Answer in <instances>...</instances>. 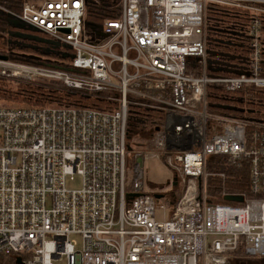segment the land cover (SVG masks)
Segmentation results:
<instances>
[{"label":"built area","instance_id":"obj_1","mask_svg":"<svg viewBox=\"0 0 264 264\" xmlns=\"http://www.w3.org/2000/svg\"><path fill=\"white\" fill-rule=\"evenodd\" d=\"M87 1L2 8L56 43L61 58L70 52V70L0 60L1 75L59 82L45 86L117 108L0 107V254L14 264H233L239 251L264 259V116L232 103L237 92L264 91V0H121L119 19L98 32L86 27ZM209 3L252 14L248 69L237 75L207 74ZM213 85L222 93L210 105ZM136 110L163 116L152 124V151L128 149ZM140 157L164 160L174 172L168 187L146 191ZM212 157L217 167L248 168L255 197L210 202V179L234 180L208 171ZM75 176L79 190L67 187Z\"/></svg>","mask_w":264,"mask_h":264},{"label":"trees","instance_id":"obj_2","mask_svg":"<svg viewBox=\"0 0 264 264\" xmlns=\"http://www.w3.org/2000/svg\"><path fill=\"white\" fill-rule=\"evenodd\" d=\"M26 0H0V41L8 46L9 32H17L14 28L13 20L9 17L6 9L14 14H19L21 6ZM121 0H88L86 12V27L89 32H98L106 21L118 20L121 16ZM251 12L235 7L223 6L215 3H209L206 7V36H207V74L230 76L248 69L250 56V36L248 29L251 21ZM261 20V49L264 67V14L260 16ZM36 35H41L34 31ZM48 38V37H47ZM50 40V39H49ZM1 41V42H2ZM52 41V40H51ZM47 48V47H46ZM61 48L49 51L52 59L35 58L34 56L17 54L13 52L11 47L9 50L0 49L8 57V60L23 63L26 65H34L39 67L52 68L56 70H70L68 62L70 52L67 57L61 58L58 51ZM11 51V53H10ZM13 52V53H12ZM48 55V54H46ZM48 55V56H49ZM202 72L201 66L196 68L197 75ZM44 83L47 80L43 81ZM47 82L46 84H48ZM62 86L59 82H52V85ZM222 89L217 86L208 88L209 103L213 105L217 103V95H221ZM232 103L234 105H246L247 108L264 116V91L248 89L233 94ZM0 107L3 108H46V107H84L99 111H114L117 107L104 100L84 98L77 94L65 91L44 88L38 84H12L7 80L0 79ZM213 110V107H210ZM163 118L152 111L136 110L132 111L129 121V134L132 129L133 134L138 138L143 133L145 127L152 133L154 130L152 121L156 118ZM151 124V125H150ZM149 126V128H148ZM217 158L212 157L208 161V171H226L234 180L223 183L220 179L212 178L208 183V197L210 202H224L225 194H236L244 197H255L249 186L248 168L237 169L234 167H226L215 165ZM177 189L174 190V192ZM173 192V193H174ZM175 194V193H174ZM180 196V195H178ZM177 196V197H178ZM171 206L174 203L170 204ZM236 205V204H232ZM170 206V207H171ZM233 264H242L248 260H254V264H264V259L249 258L243 259L241 252H237ZM0 264H14L10 257L0 254Z\"/></svg>","mask_w":264,"mask_h":264},{"label":"rangeland","instance_id":"obj_3","mask_svg":"<svg viewBox=\"0 0 264 264\" xmlns=\"http://www.w3.org/2000/svg\"><path fill=\"white\" fill-rule=\"evenodd\" d=\"M3 27L4 25L0 24V27ZM9 37V36H8ZM14 37V38H13ZM13 37H9V40L13 41V52H18L19 54L26 56V55H32L35 58H41V59H52V57L49 55L50 52L46 51V49L42 50V52H34L31 50H27L28 48L19 50L16 46V40H15V36ZM2 41V40H1ZM0 41V49L5 48L6 50H8L10 47L2 44L3 41ZM31 45L28 44V46H33L34 42H30ZM16 47H15V46ZM35 46V45H34ZM48 54V55H46ZM7 62H10L12 64L15 65H25V66H30V65H26L23 63H19V62H14V61H10L8 60ZM31 67H39V66H34L32 65ZM42 68H46V67H42ZM47 69H52V68H47ZM3 70H0V73L2 74ZM0 74V79L1 80H7L9 83L12 84H17V83H24V84H35L33 81H36V78H32L31 75L29 74H24L22 76H18V77H13L10 76L8 77L7 75H1ZM31 78V79H30ZM37 82H40L41 84H44V86H42L40 84V86L42 87H46V83L49 82L52 83L53 81H48L47 82H43L41 79H39ZM61 87V86H59ZM47 88V87H46ZM0 104H2L0 102ZM158 119V118H156ZM154 119L152 121L151 124L154 123V121L156 120ZM150 124V125H151ZM149 128V126H148ZM128 145L130 147V151L135 152L137 150H144V151H152L154 149V143L152 140V133H150L147 130V127L144 128L143 133L141 134V136L138 138V136H136V134H133L132 129L130 130V134L128 136ZM134 157V155H132ZM132 160V159H131ZM139 163H141L144 168H145V189L148 192H157L159 190L164 189L165 187H168L169 184L172 182L173 177H174V172L173 170L164 162V160H162L161 158H156V157H150L148 159H146V161H143V158L140 157L138 160ZM133 163L135 164L136 161H133ZM67 187L69 189L72 190H79L82 187V178L79 176H75V178L73 180L68 179L67 181ZM177 190L174 192L176 196L181 194V189H179L178 187L176 188ZM171 212V209H167L165 212L163 211H158L157 212V217L159 219H163L164 214H167V216L169 215V213ZM76 241L78 242V248L81 247V240L76 238ZM254 260H248L243 262L242 264H254Z\"/></svg>","mask_w":264,"mask_h":264},{"label":"flooded vegetation","instance_id":"obj_4","mask_svg":"<svg viewBox=\"0 0 264 264\" xmlns=\"http://www.w3.org/2000/svg\"><path fill=\"white\" fill-rule=\"evenodd\" d=\"M18 26H19L17 28L18 31L17 32H9L8 36L13 37L14 34H19L17 37L15 36L16 37L15 40L17 43L16 46H19V47H17L19 50H22L25 47V48H28L27 50H31L34 52H40L41 53L42 50H44V49H46V51H48V52L49 51L54 52L55 51L54 49H58L59 46L56 45V43H54L53 41L49 40V38L43 37L41 35H36L32 29H30L26 26H23V25H18ZM36 39H42L43 42H37V41H35ZM30 42H34L35 46L34 45L28 46V44L31 45ZM12 44H13V41L9 40L8 46L11 47V49H13ZM10 53H11V51H10ZM16 53L19 54L18 52H16ZM0 55L6 56L3 53H1ZM30 56H32V55H30ZM175 183H176L175 187L177 188L178 182L176 181Z\"/></svg>","mask_w":264,"mask_h":264},{"label":"water","instance_id":"obj_5","mask_svg":"<svg viewBox=\"0 0 264 264\" xmlns=\"http://www.w3.org/2000/svg\"><path fill=\"white\" fill-rule=\"evenodd\" d=\"M18 25L26 26V25H24V24H22V23L17 22V21L14 20L13 21L14 28H18L19 27ZM34 31L37 32L36 30H34ZM18 35L19 34H14V36H16V37ZM35 41H37V42H43L42 39H36ZM0 60L7 61L8 60V57L7 56L0 55ZM128 149L130 150V147ZM175 181H176V179H175ZM175 181H174V186L176 185ZM162 197H163L162 195H156V198H158V199H160ZM225 200L228 201V202H242L243 201V198L242 197H237V196H226L225 197ZM18 263H21V260L20 259L18 260Z\"/></svg>","mask_w":264,"mask_h":264}]
</instances>
